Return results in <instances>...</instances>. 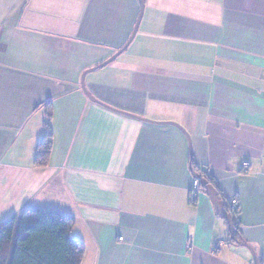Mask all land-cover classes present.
Segmentation results:
<instances>
[{
	"label": "crops",
	"instance_id": "crops-1",
	"mask_svg": "<svg viewBox=\"0 0 264 264\" xmlns=\"http://www.w3.org/2000/svg\"><path fill=\"white\" fill-rule=\"evenodd\" d=\"M143 1L95 102L140 1L0 0V225L73 217L82 264H255L207 175L264 264V0Z\"/></svg>",
	"mask_w": 264,
	"mask_h": 264
},
{
	"label": "trees",
	"instance_id": "trees-1",
	"mask_svg": "<svg viewBox=\"0 0 264 264\" xmlns=\"http://www.w3.org/2000/svg\"><path fill=\"white\" fill-rule=\"evenodd\" d=\"M52 118L50 110L44 124V138L37 147L36 166L39 168L47 166L52 154ZM203 177L216 188L207 175ZM224 202L231 212L228 201ZM74 225L73 217L55 210L35 208L23 211L20 216L0 225V264H82L86 247L72 237Z\"/></svg>",
	"mask_w": 264,
	"mask_h": 264
},
{
	"label": "water",
	"instance_id": "water-1",
	"mask_svg": "<svg viewBox=\"0 0 264 264\" xmlns=\"http://www.w3.org/2000/svg\"><path fill=\"white\" fill-rule=\"evenodd\" d=\"M141 3V14L137 23V26L135 28V31L130 39V41L127 43V45L121 50L119 51L114 57H112L111 59H109L108 61H106L105 63L99 65L98 67L87 71L84 73L83 78H82V88L84 90V92L86 93V95L89 97V99H91L92 101L97 102L87 91L86 86H85V77L89 72H93L99 69H103L106 66H108L109 64H111L113 61H115L117 58H119L122 53H124V51L130 46V44L132 43V41L134 40L139 27H140V23L142 21V18L144 16V1L143 0H139ZM196 180L200 181L201 185L203 186V193H205L206 195H208V197L210 198L212 204L214 205L217 214L224 219L229 227L230 230V243H236L237 245L246 247L247 249L250 250V252L253 255L255 264H261V262L259 261V259L256 256L255 251L252 249V247H250L246 242H244L242 240V238H240L241 240L239 241L237 239V230L235 227V223H234V219L231 213L228 212V210L226 209V204L224 201L219 199V193L217 191V189L212 185V183H210V181H208L206 178H204L203 176L197 175L195 174Z\"/></svg>",
	"mask_w": 264,
	"mask_h": 264
},
{
	"label": "built area",
	"instance_id": "built-area-1",
	"mask_svg": "<svg viewBox=\"0 0 264 264\" xmlns=\"http://www.w3.org/2000/svg\"><path fill=\"white\" fill-rule=\"evenodd\" d=\"M245 167H249V164H246ZM203 190V186L201 185L200 181L196 180L192 190V201L196 200V196ZM237 206V201H232L231 207L232 210H235Z\"/></svg>",
	"mask_w": 264,
	"mask_h": 264
}]
</instances>
